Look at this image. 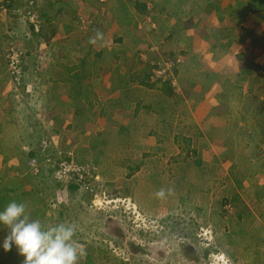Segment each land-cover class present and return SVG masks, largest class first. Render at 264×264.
I'll return each mask as SVG.
<instances>
[{"label":"rangeland","instance_id":"rangeland-1","mask_svg":"<svg viewBox=\"0 0 264 264\" xmlns=\"http://www.w3.org/2000/svg\"><path fill=\"white\" fill-rule=\"evenodd\" d=\"M29 1L6 0L7 4L0 6V60L5 58L8 42L13 41L14 50L24 53L25 68L30 72L39 70L35 76L42 72L38 81L55 77L39 93L40 82H36V93L31 85L28 88L27 69L23 81L26 88L10 81L8 89L14 96L8 92L12 97L7 100L10 108L0 114V140L7 168H13V164L19 168L12 170L15 174L4 171L2 183L13 185L16 181V193L31 199L26 204L30 218L47 226L74 223V238L87 250L80 264H264V246L260 242L264 240V116L249 111L255 100H242L240 91L232 88L235 82L231 86L217 83L214 88L212 83L211 95L202 89L191 99L177 94L168 97L146 86L144 77L154 65L164 66L168 59L181 57L170 54L169 46L135 51L131 47L129 53H123L128 51L127 46L121 50L111 48L105 30L109 29L114 11L118 24L136 22L119 18L122 11L133 13L128 0H85L86 5H82L91 10L79 18V25L88 27H78L81 31H75V21L68 24L65 16L58 25L62 15L53 16L43 7V0H33L32 5ZM120 2H125L122 8ZM259 8L264 10V4L260 3ZM28 10L34 11L38 30L25 18ZM144 22L138 26L147 31L149 22ZM78 43L87 51L103 46V59L109 60L111 66L108 73L102 72V67L91 68L93 81L86 82L83 72H71L73 60L82 57L76 50L71 51L78 48ZM89 55L87 62L91 60ZM102 55L93 59L95 63ZM181 65L176 93L180 91L179 78L188 75ZM9 77L5 74L0 82ZM123 77H129L131 83L123 85ZM262 90L258 87L259 93ZM72 92L76 97L68 95ZM49 96L51 103L63 106V110L58 117H37L46 129L39 130L38 135L32 131L28 139L33 145L37 137L40 141L43 137L46 144L47 137L63 141V151H71L75 161L87 163L96 176L90 179V185L55 180L52 163L45 165L51 169L50 175L40 176L42 170L33 173L29 169L32 177L20 167L27 152V147L21 148L24 133L18 130L25 124L26 114L22 112L29 110L27 104L45 108ZM137 101L146 110L155 106L158 116L164 118L150 134L147 131L155 127L145 120L150 114L140 107L143 120L129 116ZM52 125L63 133L58 135L62 140L55 138ZM37 145L36 142L35 150ZM47 151L55 156L54 149ZM209 155L219 157V170L204 175L198 172L199 161ZM213 166L214 163L209 165ZM161 188L166 193L171 189V194L156 198L154 193ZM6 234L7 229H0V256L5 254L2 243ZM6 253L17 260L16 264H22L23 257L15 246ZM0 264L11 262L0 258Z\"/></svg>","mask_w":264,"mask_h":264},{"label":"crops","instance_id":"crops-1","mask_svg":"<svg viewBox=\"0 0 264 264\" xmlns=\"http://www.w3.org/2000/svg\"><path fill=\"white\" fill-rule=\"evenodd\" d=\"M128 1L132 2L131 4L133 13H130V11L126 12V10L124 9L125 12L122 11L123 15L120 13L119 18L125 21L135 19L136 22L118 24L116 12L114 11L113 15L111 16V18H109L108 21L110 23L109 29L105 30V38H108L107 35L110 36V46L111 48H113V50H121L123 46H127L128 51H125L123 53H129V48L131 47H133L135 51L136 49L145 50L143 48L147 47L150 49L153 48L149 46H155V50H157V48L159 50H163L162 48H165V46H169V53L171 52L172 54L174 53L173 55H180L183 63H181L182 65H180L182 66L183 71H186L188 74L179 78L180 91L177 93V97H182L183 99H188L190 97L189 99H191L195 92H198L202 89L204 91L209 90V94L207 95H211L212 83L214 88L217 83H221L219 84L220 86H222L223 83L231 86L232 82H235L232 88L236 89L235 92H238L237 90L240 91L239 95L241 96L240 98L242 100H249L247 102H253V100H255L249 107V111H255L253 115L259 114V116H264V10L262 8H259V4L261 3L263 5L264 0ZM83 3H85L86 5L85 0H43L42 5L46 10L50 11L52 15L54 14L53 16L60 14L62 15L61 17H59L60 23L58 25H61V22H64V19H67L68 24L72 23V21H75V26H77L75 31H81L80 29L86 30L88 27L84 28L80 26L79 18L81 16L84 17L85 13L83 12L86 11L88 13L91 10L90 9L89 11H87L86 7L82 5ZM123 3L125 2H120V8H122ZM254 4H258V6L254 7ZM117 10L121 12V9ZM43 16H45V14H43ZM63 16H65V18L61 19ZM66 16L69 18H67ZM146 20L149 22L147 23V31L143 28L140 29L141 26H138V23H143ZM77 41L79 42L80 40ZM95 47L96 49H90L89 51H87L84 50L83 45H80V43H78L77 49H71V51L76 50L77 52H79L82 57H77L73 60L72 64L70 65V71H76V73L77 71L83 72L82 79L84 75H86V82H91L92 80L93 76L90 75L91 68L102 67V72L107 73L109 70L108 68H111L108 63L109 60L103 59V46ZM1 52L2 47H0V53ZM88 54H90L88 59L91 58V60L87 62L86 56ZM40 55L42 56V54ZM101 55L102 59H99V61L95 63L93 59ZM122 61H118L119 65L120 63L123 65ZM5 67V59L0 60V80H2L4 74H6L4 73ZM32 67L34 68V64H32ZM27 71L28 78L26 80L29 85H31L32 90H35V93L36 88L39 87L36 86V82H40L41 84V88L38 89L39 93L42 92V88L44 87L43 85L46 82H50V79L55 77L51 76L47 79H43L42 81H38L43 77L42 72L38 76H35L36 74H38L39 70L35 69L34 71L30 72L29 68H27ZM8 81V79L5 80V85L0 82V114L2 115L10 108L7 100L12 99V97H9L8 93L11 92V90L8 89ZM126 83H131L129 77H123L122 84L124 85ZM239 86L241 87V89L239 88ZM249 86L251 87L250 90ZM258 87L263 88L261 93L258 92ZM70 94L76 97V95H74V92L68 93V95ZM26 96H28V94ZM39 97L40 96H38V99H40ZM62 98L63 97H61L60 100ZM27 99H29V97H27ZM46 99L49 101V104L45 108L41 107V105L37 103L34 104V107L28 106L27 104V108L31 110V112H28L29 110H27L26 112L21 111L22 114H26L23 121L25 124L20 125L21 129L18 130L19 132L24 133L23 137H25V139L23 140L21 148L24 150V147H27V152H25V158L21 159L20 167L26 169L25 172L32 177L33 175L29 172L28 168V160L30 158L29 152L32 151L37 141L33 145V141H29L28 137H30L32 131H34V134L36 133V135H38L39 130L45 131L46 129V126L44 127L42 121L37 119V117L39 118V116H42L44 114L58 117L60 112H62L63 110V106L56 103H51V96L46 97ZM53 99L57 101L55 98ZM12 101H14V99ZM23 105L25 106L26 104L22 103V106ZM213 105H215L214 102ZM35 106L37 108H35ZM153 107V110H146L148 109L146 106L141 107V110H144L147 115L150 114V117H146L145 120H147L151 126H155L154 128H151L149 129V131H147L149 132V134L155 131L156 128L158 129L160 127V123L164 120V118L158 116L156 107ZM214 107L216 108V106ZM23 109H25V107H23ZM141 110L139 107L137 111L134 108L132 109L129 116L133 119L139 116L140 119L143 120L144 118H142V116H144V114L139 115ZM216 110H219V108H216ZM215 113L216 112L214 111L213 115H215ZM34 121H36L37 123H35ZM126 121L129 122V120ZM260 121L262 120L260 119ZM208 122H211V120H208ZM212 124L213 126H215L214 122ZM10 126L11 125H8L7 127ZM53 126L54 125H52V128L55 138L57 139L58 137L59 140H62V137L58 136L61 135L62 132H60L58 129H55ZM121 127L122 124H120L119 126L120 130ZM47 138L49 139V137ZM50 142L52 149H56V151H59L62 154L71 153V151H63V141L59 143L58 140L55 141L54 139V141ZM2 145L3 141L1 139L0 211H2L5 206L12 201L23 202L25 204H28L27 202L31 201V199L28 201L23 198L22 193H16V181H13L14 183L12 182L13 185L2 183L4 177L2 175L4 174V171L10 172L18 168V166L14 164L13 168H9V166L7 168V165H5V163L8 162H5V158L3 159L2 157ZM30 147L31 149L29 151ZM36 155H38V152ZM217 158L219 157H211L210 155L207 157H202V161H199L201 162V165L199 166L198 172L203 173L204 175L206 173H209L208 175H210L211 173L218 172L219 168L216 165V163H218L216 161ZM17 162L19 163L18 160ZM205 162L207 163V165L205 164ZM213 163L214 166L209 167V165H213ZM5 166L8 170L5 169ZM44 169H46V171H44ZM18 170L19 168L17 169V171ZM50 170L51 169H49L47 166H43L40 176L50 175ZM11 173L15 174L14 171H12ZM262 189H264V187ZM31 207L32 206H30V208ZM0 229L2 230L4 229V227L0 225ZM260 242L264 246V240L260 239ZM6 254L7 253L5 252V254L0 256V258L4 261H10L11 264L17 263V260L15 258Z\"/></svg>","mask_w":264,"mask_h":264},{"label":"clouds","instance_id":"clouds-1","mask_svg":"<svg viewBox=\"0 0 264 264\" xmlns=\"http://www.w3.org/2000/svg\"><path fill=\"white\" fill-rule=\"evenodd\" d=\"M3 1L0 4H3ZM28 3L32 5L34 1L30 0ZM4 4L6 5L7 3L5 2ZM100 36L101 34L97 33V38H100ZM90 42L95 43V39L90 38ZM174 59H179L174 68V73L177 76L182 59ZM155 83L160 84V82ZM164 83L175 87V89L177 87V83L176 85L171 84L170 81ZM40 138L42 141L43 137ZM46 139L47 150L52 147L50 140ZM41 141L39 139L37 141L38 150L36 149V151L38 152V157H41V148H39ZM54 150L56 151V149ZM60 155L67 157L69 154H62L56 151L54 157L56 158ZM43 166L45 165H41L40 171ZM168 194H171V189L166 193L165 189L161 188L154 193L158 199H164ZM0 225L7 229V234L2 243L3 250L5 252L11 251L13 246H15L17 253L23 257L22 264H80V261L87 257L85 246L74 238L77 232V227L74 223L60 222L47 226L39 219H31L27 213L26 204L23 202L12 201L8 203L0 211Z\"/></svg>","mask_w":264,"mask_h":264},{"label":"built area","instance_id":"built-area-1","mask_svg":"<svg viewBox=\"0 0 264 264\" xmlns=\"http://www.w3.org/2000/svg\"><path fill=\"white\" fill-rule=\"evenodd\" d=\"M100 2H104L105 0H99ZM1 7L3 4L0 5ZM23 15L26 19L30 20L33 24L34 29L38 30V25L36 21H34V11L28 10L25 11ZM38 21V20H37ZM84 22V20L82 21ZM10 49V51H9ZM8 53L6 54L7 58V67L8 71L11 74L13 80L19 81L22 76V69L24 67L23 61V52L20 50H14L13 44H11L10 48L7 49ZM179 59H168L164 66H159V64L154 65L151 70L150 77L154 82H169L173 85H176V75L174 73V68L176 67ZM39 148H41V157L34 156L31 157L28 161V167L31 172L38 173L41 169V165H46L47 163H52V171L54 179L57 181H68L74 180L75 182L90 185V179H95V175L92 173L90 167L87 163H82L79 161H75L74 158L69 154L66 156H58L54 157L51 153H49L46 148L47 144L44 139L41 141ZM90 182V183H89Z\"/></svg>","mask_w":264,"mask_h":264},{"label":"trees","instance_id":"trees-1","mask_svg":"<svg viewBox=\"0 0 264 264\" xmlns=\"http://www.w3.org/2000/svg\"><path fill=\"white\" fill-rule=\"evenodd\" d=\"M6 1L4 0L2 3L4 4ZM11 44H13V41H9L8 42V44H7V47L9 48V46L11 45ZM7 48V49H8ZM4 53H5V62L7 63L8 61H7V58H6V54L8 53V50H5L4 51ZM23 60H24V58H23ZM26 66H25V63H24V67H23V69H22V76H21V78H20V80L19 81H16L15 79L13 80V78H12V76H11V74L9 73V69H8V67H7V64H6V67H5V69H6V71L4 70V73H6L7 75H9L10 77V80L8 81V84L10 83V81H12V84H16V86L17 87H25L26 88V86L25 85H23V81H24V79H25V76H26V69L27 68H25ZM150 73H148V74H146L145 75V77H144V83L146 84V86H150V87H153V88H155V89H158V90H161L165 95H167L168 97H172V96H174L175 94H177L176 93V89H175V87H173V86H169L167 83H160V84H158V83H156V85L154 84V83H151L150 81H149V78H150ZM4 76H5V74H4ZM27 79V78H26ZM145 79H147V81L145 80ZM3 85H5L4 84V82L2 83ZM157 85H159V86H157ZM30 87V85L28 84V88ZM160 87V88H159ZM25 88H23V89H25ZM138 104H139V102L137 101V102H135V110L137 111L138 110V107L140 108L141 106H138ZM37 154V152H36V150H35V148H33L32 149V151H30L29 152V155H30V157H34V156H37L36 155Z\"/></svg>","mask_w":264,"mask_h":264}]
</instances>
